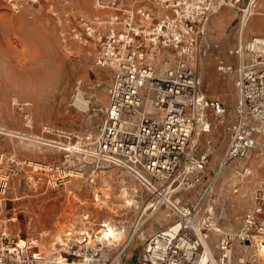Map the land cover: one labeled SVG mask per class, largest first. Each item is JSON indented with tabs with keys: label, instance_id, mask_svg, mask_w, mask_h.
<instances>
[{
	"label": "built area",
	"instance_id": "built-area-1",
	"mask_svg": "<svg viewBox=\"0 0 264 264\" xmlns=\"http://www.w3.org/2000/svg\"><path fill=\"white\" fill-rule=\"evenodd\" d=\"M244 1L144 0L147 6L135 11L119 8L122 0H114L116 14L105 29L86 28L97 45L96 65L114 76L95 140L88 136L72 146L47 142L66 152L63 170L79 175L63 178L58 172L53 182L97 187L117 175L125 181L119 182L124 211L135 214L131 223L124 213L118 221H103L97 231L69 229L56 248L41 239L20 246L4 231L0 264H119L137 242L142 247L138 264H264V181L256 185L235 232L220 231L213 207L202 213V202L191 198L208 178L219 126L230 132L219 172L235 162L247 166L264 134V40L253 39L262 52L252 51L250 42L229 50L236 70L220 62L219 71L237 74L232 120L224 102L208 97L201 74L203 61L219 49L208 35L210 20L230 6L241 13L243 31L256 8L252 0ZM7 185L0 183V194ZM162 210L171 222L148 235L146 225ZM112 229L121 234L120 241L108 235Z\"/></svg>",
	"mask_w": 264,
	"mask_h": 264
},
{
	"label": "rangeland",
	"instance_id": "rangeland-1",
	"mask_svg": "<svg viewBox=\"0 0 264 264\" xmlns=\"http://www.w3.org/2000/svg\"><path fill=\"white\" fill-rule=\"evenodd\" d=\"M122 3L119 8L135 11L147 6L144 0ZM253 3L256 8L247 22L244 43L264 39V0ZM117 6L114 0H0V156H4L0 170L9 179L5 195H0V233L6 231L11 240L26 244L27 240L41 239L52 247L53 241L64 243L69 229L85 226L97 231L105 220H120L111 215L119 208L110 206L109 212L94 205L105 200L104 194L99 195V202L94 199L105 181L97 187L77 180L69 187H52V175H57L60 167L64 171L66 152L47 146V142L72 146L85 137H98L103 122L101 108L108 104L114 75L96 65L97 45L86 35V28L102 32ZM222 10L228 15L224 29L211 27L216 15L208 30L212 40L221 45L219 60L236 70L237 59L228 52L238 44L241 13L230 6ZM219 60L206 58L201 74L208 97L224 102L232 120L238 99L237 74L219 71ZM78 97L87 107L76 105ZM214 137L208 178L200 193L191 198L202 202V213L213 207L219 229L235 232L251 205L256 185L264 181V134L258 137L259 146L247 166L235 162L220 172L230 132L219 126ZM30 163L51 171L31 167ZM107 180L109 201L123 203L117 199L121 179L114 175ZM129 185L135 186L130 181ZM123 213L131 223L135 213ZM167 213L162 210L148 222V235L168 226L171 220ZM13 218L16 223L9 221ZM141 252L137 242L116 263L138 264ZM113 256L114 252L108 254L109 259Z\"/></svg>",
	"mask_w": 264,
	"mask_h": 264
},
{
	"label": "bare ground",
	"instance_id": "bare-ground-1",
	"mask_svg": "<svg viewBox=\"0 0 264 264\" xmlns=\"http://www.w3.org/2000/svg\"><path fill=\"white\" fill-rule=\"evenodd\" d=\"M256 0H252V2H255ZM223 9V8H222ZM221 9V10H222ZM220 10V11H221ZM219 11V12H220ZM218 12V13H219ZM254 14H252V16H253ZM247 25L248 24H246L245 25V28L247 27ZM254 39V38H253ZM253 39H252V42H250V46H249V48L252 50V51H257V50H259L260 52H262V50H263V46L262 45H256L255 43H253ZM257 40V42L258 43H262V41L264 40V39H256ZM252 55V54H251ZM250 55V56H251ZM255 57H256V55L254 54L253 55V60H255ZM76 105H78L79 107H83V106H85V107H87V102H85L82 98H80V97H78L77 98V103H76ZM37 140H40L39 138H37ZM47 146H49V147H53V148H56V147H54V146H52V144H50V145H47ZM63 151V150H62ZM4 159V156L3 155H1L0 156V161H2ZM13 160V159H12ZM30 166L31 167H34V168H37V169H42V170H47V171H51V169L50 168H47L46 166H42V165H40V164H36V163H30ZM64 171H67V170H64ZM64 171H61V170H59L58 169V171L57 172H60L61 173V175H62V177L63 178H66V177H77V178H79V175L78 174H76V173H72V172H64ZM54 172V171H53ZM5 173H4V171L3 170H0V180H1V183L3 182V181H8L9 179H7L8 177H5L6 175H4ZM55 176H53L52 175V181H51V183H52V187L55 189V188H57V186H56V184L53 182V180L55 179L54 178ZM76 181V180H75ZM120 183H124L125 181H124V179H121V181H119ZM72 184H73V182H72ZM71 184V185H72ZM109 184V182L107 183V182H104V187H102L101 189H100V191L102 192V194H104V196H105V200H103V201H101L100 203L101 204H94V205H96L95 207H98L99 208V210H104V209H106L107 211H109V212H111L110 211V209H109V207L110 206H114L115 208H119L118 209V213H111V215H112V219H114V218H117V217H122L124 214H123V211L127 208V204H125L124 202L123 203H116V202H114V201H109L110 199H111V196H110V194H109V191H110V186L108 185ZM8 186V185H7ZM66 187H69L70 185H65ZM65 187V188H66ZM7 190V189H6ZM117 190V189H116ZM5 193H6V191L3 193L2 192V194H0V195H2V196H4L5 195ZM95 193H97V192H95ZM124 194L123 193H120V191H119V194L117 195V199L118 200H123L124 199ZM108 199V200H107ZM212 212H213V210H212ZM167 216V215H166ZM85 220H88L87 218L85 219ZM10 222H12V223H16L17 222V219H15V218H13V219H10L9 220ZM105 221H108V220H105ZM110 221V220H109ZM220 231H221V229H219ZM108 235H110V236H112L113 238H114V240H116V241H120L121 239H122V236H121V234H117V233H115V231L112 229L111 231H110V233H108ZM19 244H20V246H23V245H25V242L23 241V242H19ZM57 245H59L58 244V242L57 241H53V243H52V247L53 248H56V246ZM264 254V253H263ZM119 260V259H118ZM117 260V261H118Z\"/></svg>",
	"mask_w": 264,
	"mask_h": 264
},
{
	"label": "crops",
	"instance_id": "crops-1",
	"mask_svg": "<svg viewBox=\"0 0 264 264\" xmlns=\"http://www.w3.org/2000/svg\"><path fill=\"white\" fill-rule=\"evenodd\" d=\"M217 15V16H216ZM216 15H214V16H216V17H212L213 18V20H212V23H211V27L212 28H214V29H216V30H223L224 29V27H225V25H226V21L224 20L225 19V17L226 16H228L227 15V12L226 11H224V10H222V11H220L218 14H216ZM210 22H211V20H210ZM210 22H209V25H210ZM209 25H208V29H209ZM238 26V25H237ZM237 26H236V28H237ZM237 32H238V44L236 45V46H234L233 48H231V49H234V48H236L241 42H244V34H245V29L242 31V30H240L239 29V26H238V28H237ZM208 35H209V38H210V40L215 44V45H218L219 46V49L217 50V51H214L213 53H211L210 54V56H212V57H214L215 59H217V60H219V58H221L222 56H221V54H222V51H221V45L219 44V43H217V42H215L214 40H212V38L210 37L211 35H210V32H209V30H208ZM230 49V50H231ZM209 56V57H210ZM230 56V55H229ZM231 57V56H230ZM231 58H233V57H231ZM224 62L223 60H219V63L220 62ZM202 67V66H201ZM202 70V69H201ZM207 91V90H206ZM162 229V228H161ZM160 230V229H159ZM158 231V230H157ZM156 231V232H157ZM155 233V232H154ZM154 233H152V234H154ZM151 234V235H152Z\"/></svg>",
	"mask_w": 264,
	"mask_h": 264
}]
</instances>
